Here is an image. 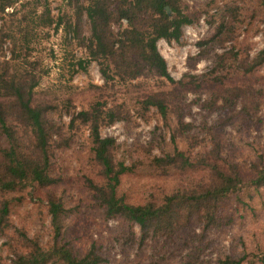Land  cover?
Segmentation results:
<instances>
[{"label": "rangeland", "instance_id": "374dc122", "mask_svg": "<svg viewBox=\"0 0 264 264\" xmlns=\"http://www.w3.org/2000/svg\"><path fill=\"white\" fill-rule=\"evenodd\" d=\"M47 2L52 15L72 13L65 0ZM176 4L190 22L181 27L177 41H156L175 83L140 66L133 79L112 76L104 85L97 62H84L85 50L78 44L80 38L89 35L84 15L78 39L72 33L64 35L60 29L48 30V35L43 34L45 30L27 31L25 39L31 48L27 59L35 65V74L41 75L34 96L48 105L46 117L52 126L48 156L50 176L55 182L48 187L30 183L22 190L4 193L3 197L10 201L9 228L0 234V264H10L20 249L14 228L35 238L42 248L49 247V197L58 199L64 209L62 239L78 255L93 245L103 259L100 264H216L225 256L241 255L245 259L240 264H261L264 260V190L251 199L245 192L239 198L234 194L226 197L218 207V227L203 230L194 217L182 218L180 227L169 237H150L141 244L137 225L119 216L104 218L89 190L88 180L96 182L99 175L90 152L88 128L78 120L71 127L68 122L77 111L96 102L101 111L116 106L120 112V118L111 123L101 112L98 130L102 137L114 139V160L128 167L117 189L128 203L158 202L171 189L204 184L207 176L203 171L164 173L152 161L172 153L174 148L189 156L207 148L205 126L219 140L222 155L242 172L251 163L264 161V64L254 73L243 75L237 73L232 56L227 54L225 60H217V55L230 49L237 57H250L264 45V10L256 0H176ZM224 4L238 6V16L233 38L219 45L216 39L210 41V36ZM118 25L113 24V28ZM79 59L83 60V69L76 64ZM133 60L136 62L135 57ZM213 77L224 83L231 82V77L236 85L244 87L235 105L226 109L217 101L210 112L200 106L218 90L217 82L210 81ZM151 93L171 103L165 117L155 107L142 104V96ZM175 112L192 127L172 138Z\"/></svg>", "mask_w": 264, "mask_h": 264}, {"label": "trees", "instance_id": "16d2710c", "mask_svg": "<svg viewBox=\"0 0 264 264\" xmlns=\"http://www.w3.org/2000/svg\"><path fill=\"white\" fill-rule=\"evenodd\" d=\"M65 2L72 8L68 16L64 13L52 15L47 0H0V136L3 140L0 144V234L9 228L10 201L3 197L4 193L22 190L30 183L48 187L55 182L50 176L48 156L53 142L52 126L46 117L48 105L34 96L33 90L41 75L35 74V65L27 59L31 50L25 39L28 30H45L43 34L48 35V30L60 29L64 35L72 33L78 39L81 35V16L84 15L89 35L80 38L78 44L85 50L84 62H97L104 85L113 79L112 76L133 79L140 66H146L166 81L175 83L156 48V41H177L181 36V27L190 22V17L181 12L176 0ZM256 5L264 10V0H256ZM237 16L238 6L224 4L210 41L216 39V43L221 45L231 40ZM115 23L119 24L117 28H113ZM261 33L264 36V26ZM4 42L6 46H3ZM227 54L236 61L239 74L249 75L264 64V45L250 57L248 54L237 57L232 49L224 51L217 55L218 62L225 60ZM134 57L136 62H133ZM81 61L77 60L76 64L83 69ZM210 81L217 82L218 90L200 105L207 112L217 101L221 107L230 108L243 95L244 87L236 85L231 77L229 83L222 82L218 77ZM141 102L144 106L155 107L162 118L171 107L164 96L155 93L143 95ZM244 106L245 103H242V109ZM101 112L109 123L120 118L116 106L101 111L96 102L73 114L68 125L71 127L74 120H78L88 128L90 152L98 167L99 179L96 182L88 180L87 184L102 209L103 217L119 216L136 224L139 229L138 244L150 237H169L180 227L182 218L188 220L194 217L201 222L203 230L218 227L221 221L218 207L226 197L234 194L239 198L245 192L251 199L264 190L263 159L259 160V164L251 163L242 172L235 162L222 155L219 140L205 126L209 136L207 148L193 156L174 148L172 153L156 157L152 162L156 169L164 170V173L168 170L183 172L198 169L206 174V182L192 188L171 189L158 202L128 203L117 192L120 177L128 167L114 160V139L99 134ZM174 115L176 127L172 138L192 127L182 120L180 113L175 112ZM46 207L51 228L49 247L42 248L35 238L14 228L20 249L14 253L10 264H100L103 259L93 245L84 254L78 255L62 239L64 209L59 200L49 197ZM244 259V255L237 258L225 256L216 264H240ZM260 262L264 264V260Z\"/></svg>", "mask_w": 264, "mask_h": 264}]
</instances>
